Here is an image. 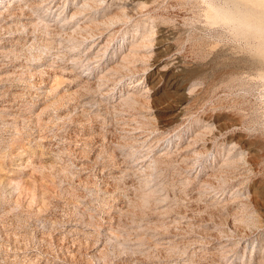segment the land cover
I'll return each mask as SVG.
<instances>
[{
	"label": "rangeland",
	"instance_id": "rangeland-1",
	"mask_svg": "<svg viewBox=\"0 0 264 264\" xmlns=\"http://www.w3.org/2000/svg\"><path fill=\"white\" fill-rule=\"evenodd\" d=\"M0 264H264V0H0Z\"/></svg>",
	"mask_w": 264,
	"mask_h": 264
},
{
	"label": "bare ground",
	"instance_id": "bare-ground-1",
	"mask_svg": "<svg viewBox=\"0 0 264 264\" xmlns=\"http://www.w3.org/2000/svg\"><path fill=\"white\" fill-rule=\"evenodd\" d=\"M244 21H246V20H244ZM249 23H250V22H249ZM249 23H246V24H249ZM91 33H92V32H91ZM93 34H94V33H93ZM93 34H91V35H93ZM91 35H90V36H91ZM90 38H91V37H90ZM133 52H134V51H131L130 54H128V56H129V57H127L128 59H129V58H132V56H133V54H134Z\"/></svg>",
	"mask_w": 264,
	"mask_h": 264
}]
</instances>
